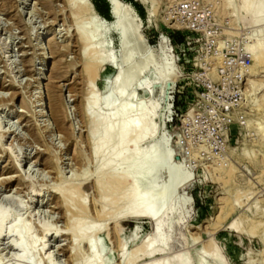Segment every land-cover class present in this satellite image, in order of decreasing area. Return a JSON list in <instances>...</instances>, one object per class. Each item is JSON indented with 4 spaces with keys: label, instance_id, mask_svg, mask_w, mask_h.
Wrapping results in <instances>:
<instances>
[{
    "label": "rangeland",
    "instance_id": "1",
    "mask_svg": "<svg viewBox=\"0 0 264 264\" xmlns=\"http://www.w3.org/2000/svg\"><path fill=\"white\" fill-rule=\"evenodd\" d=\"M146 1L111 0L121 12L122 27L114 29L115 19H105L108 2L89 1L101 19L107 64L93 82L85 70L92 46L75 34L92 20L75 15L72 0H0V210L11 215L5 228L18 219L36 242L25 258L11 247L17 238L4 234L0 264H84L94 254H101L98 263L147 264L177 252L190 264H209L214 256L220 264H264V61H255L264 48V19L253 24L236 0ZM147 58L149 68L119 103L131 101V119L146 114L153 137L143 142L142 155L153 141L156 155L172 154L143 190L148 206L155 190L180 181L154 218L126 214L132 184L99 177L84 111L90 85L103 118L106 79L114 85L122 60L130 71ZM155 66L169 67L174 81L160 79ZM103 204L109 215L99 213ZM144 243L152 244V257ZM96 247L104 252L96 254Z\"/></svg>",
    "mask_w": 264,
    "mask_h": 264
},
{
    "label": "bare ground",
    "instance_id": "2",
    "mask_svg": "<svg viewBox=\"0 0 264 264\" xmlns=\"http://www.w3.org/2000/svg\"><path fill=\"white\" fill-rule=\"evenodd\" d=\"M89 1L90 0H72V2H74L73 4L77 5V9L74 11L75 15L84 16V17L88 16L92 20L91 21L92 28L90 31H89V29L91 26H89V27L85 26V27H78L77 31L75 33L77 35V38H79V40H81V43L83 44L84 47L87 44L92 46L91 48H92L93 55L92 54L91 55H87V54L85 55V58H86V65H85L86 69L85 70L87 71V74L89 76L88 79H90L92 81L93 79H95L97 77V75H99L98 70L101 67L106 66L107 64H105V58L102 56L101 51H100V47H99V37H100V33H101V28H102V23L100 21L101 19L98 20L99 17L97 18L95 16L96 14H94V13L96 11L94 12V10H93L94 8L92 9ZM109 1L111 4V0H109ZM140 1L144 4H147L146 0H140ZM236 1L238 2L240 7L248 8L250 10L248 13L249 14L248 19H250V21L253 24H256L257 22H260L261 20L264 19V0H236ZM114 10L115 9H113V6H112L113 16H111V18L115 19V21L111 25L112 29L119 27L117 25L119 24V22H121L120 21L121 17L119 15V13L121 14V12H117L116 10L115 11ZM136 20H138V19H136ZM79 26H81V25H79ZM116 30L119 32L120 36H123V34H124L123 29L120 30L118 28ZM130 31L133 32L134 37L136 38L137 42L139 43V37L137 36V33H138L137 28L133 26L130 28ZM128 56H126V57H128ZM132 56H134V55H132ZM125 61L126 60H122V62L120 64L118 73L116 74V77L114 78V83H113L114 85H112V83L109 82L110 80L108 78L105 81V85H106L105 88H107L108 90L106 92L107 96H106L105 101H104L105 112H106L104 117L100 118L98 113H97L98 106H99V100L95 96L94 88L92 86H90L89 83L87 84V85H89V87H88L89 93H88V95L86 97L87 99L85 100V103H84V106H85L84 111H85L86 116L90 120V134H92L94 141H95L94 145H93V152H94V155L97 158V160L100 162V168H99V173H98L99 177H100V175L106 176V174H107V176H109L108 177L109 179H111V177H112V179L114 178L115 179L114 182H116V184L118 186H122V187H126L129 183L132 184V187H129L131 190L129 189V193H127L128 195L125 197L124 202H123V204H124L123 206L126 209V211H125L126 214H130L133 216H146V217L154 218V217L158 216L160 213H162L164 210H166L167 206H169L168 204L172 198L173 193L175 191L179 190L180 181L173 184L172 187L170 186L171 188H167L168 190L161 192V194L159 193L160 195L159 194L157 195L156 190H155L154 196H153V199H152V202L150 205L146 206L145 205L146 203L143 202V199H144L143 190L146 189L147 187H150L151 183L154 182L153 180L160 174V168H156L155 170H153L152 174H150L149 171H143V169L146 166L150 165L149 162L151 161V159L158 156V155H156V150H157L158 144L156 141H153L152 143L149 144L150 145V151L148 154L142 155L140 153V147L142 146L143 142H145L146 140L153 137V135L150 136V133L148 132V129H147L148 123H147V118L145 116L146 114L144 115V113H143L142 115H139L138 117L131 119L129 116L130 115L129 112L131 113L130 110L132 109V108H130V106H132L131 101L128 100L129 103H128V101H127V103H124L125 101H123L122 103H119V102L125 98V96L129 90L133 89L137 85V79L139 78L140 72L149 68L151 59L147 58V60H145V61L142 60L143 62L141 63V65L139 67H137L135 69L130 68L131 69L130 71H128L127 69H125V71H124ZM255 61L257 64L263 63V61H264V48L262 49V53L255 57ZM166 64H168V63H166ZM172 64H173V62H172ZM156 67H157V69L159 68L158 66H155V68ZM165 68L162 70L160 68H159L160 70L156 69L157 74L160 77V79L174 81V75L173 76L170 75L169 67L166 69ZM170 69H171V65H170ZM171 71H172V69H171ZM152 72H154V71H152ZM174 74H175V72H174ZM175 77H177V76H175ZM91 81H89V82H91ZM93 82H94V80H93ZM166 83H168V82H166ZM38 84H40V83H38ZM115 96H117V99L115 98ZM59 99L56 96L55 100H53L54 101L53 108L55 110H56V108H59V103H58ZM42 100H43V98L39 99V101H42ZM0 101H3V98ZM50 101H52V98H50ZM40 105H42V103H40ZM140 109H141V107H140ZM42 115H43V113H42ZM98 128H100V130ZM155 132H157V131H155ZM150 140H152V139H150ZM160 157H163L165 159V162H168V160L172 157V154L169 153L167 155H161ZM20 166H21V163L18 162V164L16 166V167H18L17 169H19ZM117 167H120V170H117ZM23 172H24V170H23ZM23 176H24L23 177L24 179L27 178L26 173L23 174ZM175 178H177L176 175H175ZM2 180H4V179H2ZM172 182H173V180H172ZM127 191H128V189H127ZM114 192H115V188L112 189L113 194H114ZM64 195L65 194H63V196ZM65 196H67V195H65ZM66 199H67V197H66ZM101 207L102 208L99 211V213L103 216H105L107 214L109 215V211H107V209H106L107 204H103ZM166 213H167V211H166ZM110 214H112L116 218L122 216L121 215L122 213H120L119 210H115V212L111 211ZM10 216H11L10 214L0 210V238L4 234L14 235L18 241H17V243L13 244L11 247H14L25 258H30L36 242L30 236L29 231H28L29 229L27 227H25L21 223V221L18 219L15 221V223L10 228H5V222H7V219L9 220ZM157 221H159V220H157ZM75 225L79 226V225L74 223V224H71V227L75 226ZM159 226H161V225H159ZM234 227H236L235 223L232 224V228H234ZM43 228H44L45 233L50 231L49 230L50 228L48 226H44ZM77 228L80 229V227H77ZM157 229H156V231H158ZM57 233L58 232L55 231L53 236L54 235L57 236ZM48 234H46V236ZM89 234L84 233L82 240L89 243V239H88ZM147 244L148 243H144L143 246H147ZM151 245L152 244L149 243L147 246L148 249L146 252V257H152L153 254L155 253L151 249ZM43 247H45V244ZM89 247H90L91 251L94 250L92 245ZM96 248H97L96 254H99L101 252V250H103V249L98 248V247H96ZM139 251H141V249L138 247V253H139ZM103 252H104V250H103ZM133 253H134V251H133ZM178 253L179 252H177V254L174 253L175 255H173L171 258H160V259L152 258L149 261V263H147V264H190V262H188L186 259L182 258L180 256V254H178ZM97 256L98 255L94 254L93 259H90L89 262L84 263V264H99V263H101V262L98 263L97 259H99V261H100V258H97ZM213 256H214V254H213ZM98 257H101V254ZM136 260L137 259H136V254H135L129 260V263H133ZM220 261L216 256H214L212 258V261L209 264H220L221 263ZM79 264H81V263H79ZM101 264H106V263L103 262ZM206 264H207V262H206Z\"/></svg>",
    "mask_w": 264,
    "mask_h": 264
},
{
    "label": "water",
    "instance_id": "3",
    "mask_svg": "<svg viewBox=\"0 0 264 264\" xmlns=\"http://www.w3.org/2000/svg\"><path fill=\"white\" fill-rule=\"evenodd\" d=\"M108 2V6H109V14L111 16H113V13H112V6L110 4V1L109 0H106ZM150 166L152 167L149 172L150 174H152V171L155 170L156 168H160L162 166H165V159L163 157H160V156H156L154 157L153 159H151V161L149 162ZM151 228V226H150Z\"/></svg>",
    "mask_w": 264,
    "mask_h": 264
},
{
    "label": "trees",
    "instance_id": "4",
    "mask_svg": "<svg viewBox=\"0 0 264 264\" xmlns=\"http://www.w3.org/2000/svg\"><path fill=\"white\" fill-rule=\"evenodd\" d=\"M94 5H95V7H96V10L98 11V13L102 16V17H108V13H107V11H103L102 9H101V7L99 6V4L98 3H96V2H94ZM105 6H107L106 4H105ZM109 7V6H108ZM106 20H108V21H111L112 20V18H111V15H110V18L109 19H107V18H105Z\"/></svg>",
    "mask_w": 264,
    "mask_h": 264
}]
</instances>
